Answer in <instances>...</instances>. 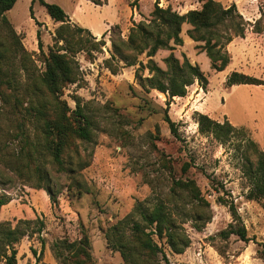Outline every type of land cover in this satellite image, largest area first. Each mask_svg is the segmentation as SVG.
Masks as SVG:
<instances>
[{"label": "rangeland", "instance_id": "obj_1", "mask_svg": "<svg viewBox=\"0 0 264 264\" xmlns=\"http://www.w3.org/2000/svg\"><path fill=\"white\" fill-rule=\"evenodd\" d=\"M43 1L57 4L68 16L73 14V21L68 17L70 26H90L87 30L92 36V32L101 33L94 36L99 46L77 51L72 57L77 81L67 85L59 98L71 110L79 98L97 129L91 142H77L78 157L70 154L74 174L58 173L47 163V156L40 158L52 176L54 191H59L54 205L44 190L32 186L34 180H20L7 166L19 152L23 137L37 148L44 143L41 121L32 116L27 94H32L33 83L45 69V58L61 25L50 19L37 0L32 4L33 18L29 13L31 0H17L4 14L7 22L0 19V195L10 200L0 209V221L14 225L20 219L39 218L44 224L40 234L16 245L17 264H57L51 244L61 239L78 240L83 230L95 264H121L119 253L107 246L103 232L139 203L148 206L165 200L181 207L183 201L169 196L172 180L177 179L195 181L210 206V221L201 231L192 227L191 219L182 224L190 240L182 254L159 243L170 264H264V210L261 202L246 198L248 183L234 150L242 136L222 144L212 135L200 133L196 122L199 113L220 123L228 121L264 150V85L228 87L225 83L232 72L264 81V0H214L223 8L235 4L244 21V37L233 38L225 47L230 62L223 71L214 70L198 47L202 43L187 36L188 24L181 26L182 46L170 43L172 50H158L151 57L163 70V60L170 54L180 62L186 57L206 77L205 88L195 82L184 97L171 99L140 86L135 75L149 77L145 53L137 57L135 65L127 66L118 60L112 41H126L134 24L147 23L155 2L163 9L185 14L201 9L205 0ZM82 37L89 39L85 33ZM61 45L63 42L58 43ZM41 105L52 116L51 99L43 96ZM165 113L175 124V136L164 120ZM77 161L88 165L79 170ZM185 164L188 169L184 174ZM77 182L86 190H79ZM219 196L234 205L238 222H234L228 205L218 201ZM235 223L244 226L246 242L236 235L227 239L221 235Z\"/></svg>", "mask_w": 264, "mask_h": 264}, {"label": "trees", "instance_id": "obj_2", "mask_svg": "<svg viewBox=\"0 0 264 264\" xmlns=\"http://www.w3.org/2000/svg\"><path fill=\"white\" fill-rule=\"evenodd\" d=\"M31 0L29 7L30 17L33 18ZM47 15L54 22L61 25L56 29L53 38L54 45L49 49L45 58V69L42 75L33 83L32 94L29 96L30 110L34 118L41 121V133L44 143L42 146L28 145V140L23 137L19 152L8 160L7 166L22 181L31 184L35 189L44 190L50 202L54 205L57 201V192L53 189L52 176L44 169V159L56 168L58 173L74 174L76 168L71 166L70 154L79 156L77 142L89 143L93 140L96 122L81 105L79 98L76 100L74 110H71L59 98L63 89L77 81V66L73 56L77 51L94 50L100 42H95L89 30L70 26L68 15L57 4L37 0ZM17 0H0V19L7 22L4 14L10 11ZM151 19L134 24L129 29L127 40L116 39L112 41V48L118 60L127 66H133L137 57L145 53L149 58L145 65L149 77L141 78L140 86L148 90H156L169 99L184 97L187 88L197 82L202 88L207 84L206 77L196 65H191L186 57L182 62L170 54L163 62L165 70L158 67L151 59L158 50H172L170 46H182L180 37L181 26L190 25L187 36L194 42L202 43L198 47L210 59L211 67L216 71H223L230 62V56L225 47L233 38L244 37V21L237 12L235 4L223 8L214 0H205L199 10H190L185 14H178L169 7L161 8L155 2ZM13 32V30H11ZM87 34L89 39H83L82 34ZM77 37V38H76ZM74 40V42H73ZM59 42L63 45L58 46ZM2 54L0 51V84L2 82ZM226 86L234 85H264V81L232 72L226 79ZM148 92V91H147ZM43 96L51 99L54 106L52 116L41 105ZM164 120L169 126L172 135H176L174 122L165 113ZM198 130L202 134H210L220 142L226 143L236 136L242 139L235 146L240 161V172L248 183L246 198L261 202L264 210V150L245 136L242 129L233 127L228 121L222 123L212 120L207 115L197 114ZM38 149V150H37ZM45 152L43 154L42 152ZM40 158H42L40 160ZM88 163L77 161V169L86 167ZM187 164L182 166V172H187ZM71 180H76L71 177ZM34 183V182H33ZM79 190H86L80 183ZM72 185V183H71ZM71 185L68 187L70 188ZM169 196L180 203L159 200L154 204L144 205L139 203L123 219L107 228L104 239L109 248L119 253L121 264H170L164 250L159 243H163L175 254H182L190 245V240L182 228L187 219L193 221L192 227L201 231L203 226L210 221L209 204L201 195L199 188L192 179L172 180ZM218 201L228 205L234 222L239 221L235 207L225 198L219 196ZM9 198L0 195V209L9 202ZM169 204H173L170 206ZM189 204V208H187ZM229 225L228 229L221 232L223 238L236 235L241 241L248 240L243 225ZM44 227L43 222L35 220H17L13 225L9 221H0V264H17L16 245L24 238L40 234ZM51 251L57 264H95L90 253V242L83 230L78 240H57L51 244ZM264 259V250L261 252Z\"/></svg>", "mask_w": 264, "mask_h": 264}, {"label": "crops", "instance_id": "obj_3", "mask_svg": "<svg viewBox=\"0 0 264 264\" xmlns=\"http://www.w3.org/2000/svg\"><path fill=\"white\" fill-rule=\"evenodd\" d=\"M87 1V0H86ZM73 15V14H72ZM72 15H70V16H68L70 19H71V17H72ZM72 20V19H71ZM73 21V20H72ZM78 23V22H77ZM79 24V23H78ZM87 27H89V28H91L90 26H87ZM108 27V26H107ZM89 28H85V29H89ZM91 30V29H90ZM92 31V30H91ZM93 33V35L96 37V38H98V37H100L101 36V33H97V32H92Z\"/></svg>", "mask_w": 264, "mask_h": 264}]
</instances>
